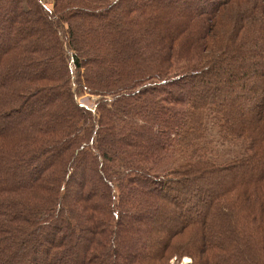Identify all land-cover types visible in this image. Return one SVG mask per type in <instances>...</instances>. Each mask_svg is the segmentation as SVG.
Listing matches in <instances>:
<instances>
[{
  "label": "trees",
  "instance_id": "trees-1",
  "mask_svg": "<svg viewBox=\"0 0 264 264\" xmlns=\"http://www.w3.org/2000/svg\"><path fill=\"white\" fill-rule=\"evenodd\" d=\"M184 257L264 264V0H0V264Z\"/></svg>",
  "mask_w": 264,
  "mask_h": 264
},
{
  "label": "rangeland",
  "instance_id": "rangeland-1",
  "mask_svg": "<svg viewBox=\"0 0 264 264\" xmlns=\"http://www.w3.org/2000/svg\"><path fill=\"white\" fill-rule=\"evenodd\" d=\"M234 87L237 88V90H238V86H237V85L234 86ZM184 258H185L186 260H185ZM184 258H182V260H181L180 262H178L177 260L173 259L172 262H171V264H184V263H183L184 261H185V262H189V261H190L189 258H188L189 260L187 259V257H184ZM183 259H184V261H183Z\"/></svg>",
  "mask_w": 264,
  "mask_h": 264
},
{
  "label": "built area",
  "instance_id": "built-area-1",
  "mask_svg": "<svg viewBox=\"0 0 264 264\" xmlns=\"http://www.w3.org/2000/svg\"><path fill=\"white\" fill-rule=\"evenodd\" d=\"M185 259V258H184ZM184 259H183V261H184ZM188 259V258H187ZM186 260V259H185ZM189 260V259H188ZM183 263H186L185 261L183 262Z\"/></svg>",
  "mask_w": 264,
  "mask_h": 264
}]
</instances>
